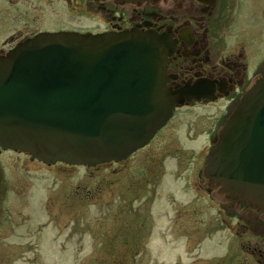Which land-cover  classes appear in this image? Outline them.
I'll return each mask as SVG.
<instances>
[{
	"label": "rangeland",
	"instance_id": "rangeland-1",
	"mask_svg": "<svg viewBox=\"0 0 264 264\" xmlns=\"http://www.w3.org/2000/svg\"><path fill=\"white\" fill-rule=\"evenodd\" d=\"M8 1L0 0V43L7 49L11 37L96 27L80 22L77 10L63 2L29 0L33 5L24 6L23 0ZM240 7L247 18L255 13L250 0ZM245 25L253 27L254 37L260 35L251 46L262 61L264 28L260 33L254 22ZM186 123L160 138L159 145L172 146L168 157L155 158L145 150L126 162L90 168L49 167L27 154L4 153L0 264H264V214L231 204L219 190L214 189L215 196L195 193L187 174L177 171L178 165L187 173L202 170L205 164H194V156H206L210 147L201 137L190 141ZM182 151L186 158L180 165ZM147 160L165 178L147 180Z\"/></svg>",
	"mask_w": 264,
	"mask_h": 264
},
{
	"label": "water",
	"instance_id": "water-1",
	"mask_svg": "<svg viewBox=\"0 0 264 264\" xmlns=\"http://www.w3.org/2000/svg\"><path fill=\"white\" fill-rule=\"evenodd\" d=\"M169 54L164 37L136 30L27 39L0 54V147L47 165L126 160L183 102L166 89ZM205 173L231 200L264 211V75L227 121Z\"/></svg>",
	"mask_w": 264,
	"mask_h": 264
},
{
	"label": "flooded vegetation",
	"instance_id": "flooded-vegetation-1",
	"mask_svg": "<svg viewBox=\"0 0 264 264\" xmlns=\"http://www.w3.org/2000/svg\"><path fill=\"white\" fill-rule=\"evenodd\" d=\"M23 1L26 2L24 6L31 4L29 0ZM50 1L63 2L67 8L73 6L80 22L96 24L95 28L76 25L52 32L116 34L138 30L157 32L168 39L173 53L167 64L166 88L183 102L176 105L171 119L157 131L149 144L130 159L145 150H151L155 158L165 154L168 157L172 146H161L159 140L166 137L171 128L175 129L174 126L185 122L183 128L187 131V138L197 141L196 138L201 137L209 142L210 150L243 95L264 73V59L260 61L251 46L252 43H259L260 35L254 37L250 31L253 27L245 25L252 21L259 26L258 32L261 33L260 26L264 28V0H250L251 11L255 9V13L251 12L248 18L243 15L240 7L244 0H154L137 4L114 0ZM37 33L39 31L17 41L11 37L6 44L14 45L16 42L17 45ZM175 150L181 151L180 148ZM182 152L184 156L177 157L180 165L181 159L185 162L186 158V152ZM3 154L4 151L0 149V158ZM207 155H200V159L194 156V164H205ZM147 163L150 164L147 180L156 177L161 181L165 178L164 172L154 166V161L147 160ZM180 168L178 165L177 171L182 175L187 174L188 186L194 191H205L207 195L215 196L213 184L204 174L205 165L198 172L196 168L189 173ZM1 178L0 174V250L3 249L1 239L6 217ZM238 206L244 209L242 205Z\"/></svg>",
	"mask_w": 264,
	"mask_h": 264
}]
</instances>
